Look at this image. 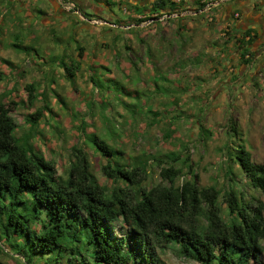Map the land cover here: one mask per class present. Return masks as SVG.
<instances>
[{"label": "rangeland", "instance_id": "1", "mask_svg": "<svg viewBox=\"0 0 264 264\" xmlns=\"http://www.w3.org/2000/svg\"><path fill=\"white\" fill-rule=\"evenodd\" d=\"M150 1L57 0L66 12L63 24L52 20L45 27L53 0H0V101L18 124L16 134L29 131L30 114L44 104L42 97L33 106L28 101L26 85L40 82L36 87L47 92L54 115L44 113L32 141L54 161L58 175H68L72 146L80 145L100 183L111 188L114 183L101 169L108 157L90 139L96 134L120 151L117 159L147 161L148 186L163 181L160 169L171 164L158 158L176 151L182 155L175 163L182 168L178 182L191 176L182 165L188 155L201 185H216L223 193L235 188L264 201L244 173L229 179L222 152L241 136L253 161L264 164V18L251 41L242 39L243 23L250 15L259 18L255 9L264 7V0L253 1L247 14L243 0H175L179 7L172 14L138 21L150 13L136 11L134 3ZM245 48L251 51L248 63ZM55 56L81 61L73 79L52 63ZM153 111L161 113L150 125ZM203 126L209 131L204 137ZM221 205L227 218L222 197ZM35 227L40 230L41 224ZM114 228L125 232L119 223ZM7 243L0 241V264H37ZM160 256L166 264H202L174 245Z\"/></svg>", "mask_w": 264, "mask_h": 264}, {"label": "trees", "instance_id": "2", "mask_svg": "<svg viewBox=\"0 0 264 264\" xmlns=\"http://www.w3.org/2000/svg\"><path fill=\"white\" fill-rule=\"evenodd\" d=\"M134 6L141 14L153 15L145 14L146 19L138 21L159 19L179 7L175 0L135 2ZM255 36V29L247 28L242 39L251 41ZM83 50L79 47L80 57ZM250 55L245 48L242 57L246 63ZM52 63L64 68L67 79H73L81 68L77 59L58 61L55 56ZM2 76L0 71V80ZM91 80L97 83L92 75ZM36 83L26 85L28 101L33 106L42 97L44 104L30 114V129L24 135L16 134L18 124L0 101V241H7L28 263L37 264H166L160 252L171 245L182 256L202 264H264V201L235 188L223 193L216 185H201L188 155L182 165L188 168L189 178L178 182L182 168L175 163L182 155L171 151L158 158L171 162L160 169L163 181L148 186L147 161L137 159L131 164L117 159L120 151L92 134L97 150L108 157L101 169L114 183L111 188L100 183L80 145L72 146L68 175H58L54 161L32 141L39 134L44 113L54 115L47 92H39ZM160 113L153 111L150 125L158 121ZM233 130L235 133V126ZM207 132L201 127L203 137ZM237 139L236 145L227 144L222 150L225 172L232 181L238 172L244 173L264 193V164L253 161L243 138ZM221 197L227 204V218ZM36 223L41 224L40 230ZM116 223L125 232L117 234Z\"/></svg>", "mask_w": 264, "mask_h": 264}, {"label": "crops", "instance_id": "3", "mask_svg": "<svg viewBox=\"0 0 264 264\" xmlns=\"http://www.w3.org/2000/svg\"><path fill=\"white\" fill-rule=\"evenodd\" d=\"M54 1V8H53V14L50 15V17L46 18L43 23L45 27H49L52 26L54 23L52 22V20H58L60 23L63 24V20L66 12H64V9L59 5V3L57 2V0H53ZM253 1L256 0H243V9H245V14H247V10H251V5H253L252 3H254ZM90 2V1H89ZM245 6V7H244ZM264 11V7H262L261 9H255V12L258 14L257 16L259 18L252 20L251 19V15L249 16V18L247 19L248 21H246V24L243 23V29H247V28H252V29H256L259 26H261V21L263 20L262 18H264V13L262 12ZM56 12V13H55ZM253 12V11H252ZM250 14V13H248ZM252 14V13H251Z\"/></svg>", "mask_w": 264, "mask_h": 264}]
</instances>
